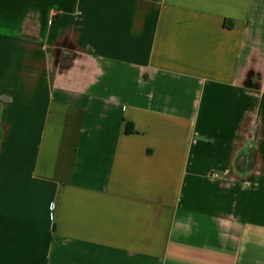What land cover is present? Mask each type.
Returning <instances> with one entry per match:
<instances>
[{
  "label": "crops",
  "instance_id": "obj_1",
  "mask_svg": "<svg viewBox=\"0 0 264 264\" xmlns=\"http://www.w3.org/2000/svg\"><path fill=\"white\" fill-rule=\"evenodd\" d=\"M0 264H264V0H0Z\"/></svg>",
  "mask_w": 264,
  "mask_h": 264
}]
</instances>
